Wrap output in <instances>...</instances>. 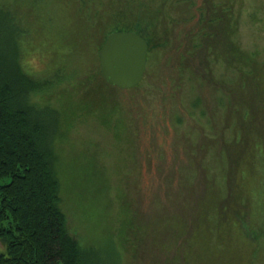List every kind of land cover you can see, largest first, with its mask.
Instances as JSON below:
<instances>
[{
	"label": "rangeland",
	"instance_id": "374dc122",
	"mask_svg": "<svg viewBox=\"0 0 264 264\" xmlns=\"http://www.w3.org/2000/svg\"><path fill=\"white\" fill-rule=\"evenodd\" d=\"M142 1L150 3L134 0L130 10L138 14ZM162 1L153 0L150 6ZM209 2L226 4V10L233 5L229 43L242 51L230 48L226 54L233 56L231 64L207 54L213 75L206 63L199 71L193 67L198 47L187 46L197 26L191 20L205 14L201 6L207 0H168L152 42L157 55L134 89L109 87L98 75L100 64L93 55L79 70L49 73L54 65L37 48L39 34H29L31 48L24 45L22 61L43 87L32 94V102L57 110L59 116L55 168L69 230L82 244L96 247L102 263L184 264V251L190 255L188 264H264V187L254 175L241 189L250 200L249 217L242 210L235 213L241 211V221L252 223L259 243L247 240L233 222L220 228L212 222L191 231L189 250L188 244L180 245L185 241L180 236L187 235L194 212L200 210L204 190L216 197L224 189V196L239 180L246 149L234 157L217 152L216 146L227 145V152L233 147L235 112L242 104L247 108L245 76L255 78L249 71L264 66V0ZM128 18L134 19L132 14ZM178 51L191 62L189 71L174 66ZM248 93L257 102L259 91ZM244 119L247 126L252 121ZM225 202L221 198L216 203V216L225 213ZM4 248L0 242V253Z\"/></svg>",
	"mask_w": 264,
	"mask_h": 264
},
{
	"label": "trees",
	"instance_id": "16d2710c",
	"mask_svg": "<svg viewBox=\"0 0 264 264\" xmlns=\"http://www.w3.org/2000/svg\"><path fill=\"white\" fill-rule=\"evenodd\" d=\"M133 1L0 0V242L5 247L0 253V264H106L101 262L96 247L82 244L69 230L67 215L61 207V181L55 168L58 112L48 107L40 109L32 102V94L40 92L43 87L41 80L27 71L22 56L24 45L31 48L29 34L34 32L41 39L37 48L54 65L49 73L63 68L79 70L88 55L99 61V51L111 33L133 31L147 40L148 63H151L156 57L153 54L158 52L152 50V42L157 40V32L161 30V18L166 13L164 6L168 0L162 1L158 7L150 6L153 0L149 5L142 1L138 5L141 9L138 14L130 10ZM209 1L206 6H201L205 7V14L191 20L197 26L192 27L195 33L190 34L192 42L187 46L190 45L192 50V47H198V58L191 61L193 67L199 71L206 63L209 74L213 75L207 54L214 55L215 61L223 58L224 63L231 64L233 56L226 54L230 48L234 52L236 48L239 54L242 51L229 43L231 29L227 22L229 13L234 14L233 5L226 10V4L217 5ZM129 14L133 15V20L128 18ZM196 36L200 38L195 44ZM178 53L172 59L174 66L177 63L179 69L183 66L189 71L191 62L183 60L184 55ZM201 58L202 65L199 63ZM249 73L255 78L245 76L247 108L242 104L235 112V143L228 152L227 145L220 143L216 146L217 152L222 151L226 156L233 153L234 157H238L241 149H246L238 169L239 180L235 187L226 188L224 196V189L216 197L205 190L201 192L200 210L194 212L195 218L187 235L180 236L185 240L180 245L188 244L187 250L190 249L191 231L212 222L219 228L233 222L252 244L261 240L253 234L252 223H244L238 217L241 211L235 213L242 210L249 217L250 200L241 189L248 185L250 175L257 178V185L264 187V66L259 67L256 73L252 70ZM98 75L102 81L105 80L101 69ZM105 82L109 87L114 86ZM253 89L259 91L255 98L257 102L248 93ZM244 117H252L248 126ZM222 139L224 143V136ZM255 159L261 160L262 166ZM211 198H218V201L225 198L226 202L221 205L225 208L223 215L222 212H218V216L213 213L218 209V201ZM214 217L216 221L212 219ZM181 256L184 264H188L190 255H184L182 251Z\"/></svg>",
	"mask_w": 264,
	"mask_h": 264
},
{
	"label": "water",
	"instance_id": "95a60500",
	"mask_svg": "<svg viewBox=\"0 0 264 264\" xmlns=\"http://www.w3.org/2000/svg\"><path fill=\"white\" fill-rule=\"evenodd\" d=\"M149 44L132 31L111 33L99 51L100 69L104 79L120 88L138 86L145 75Z\"/></svg>",
	"mask_w": 264,
	"mask_h": 264
}]
</instances>
